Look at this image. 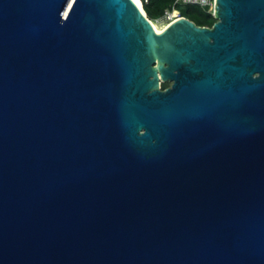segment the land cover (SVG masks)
Instances as JSON below:
<instances>
[{
    "label": "water",
    "instance_id": "95a60500",
    "mask_svg": "<svg viewBox=\"0 0 264 264\" xmlns=\"http://www.w3.org/2000/svg\"><path fill=\"white\" fill-rule=\"evenodd\" d=\"M215 15L0 0V264H264V0Z\"/></svg>",
    "mask_w": 264,
    "mask_h": 264
},
{
    "label": "trees",
    "instance_id": "16d2710c",
    "mask_svg": "<svg viewBox=\"0 0 264 264\" xmlns=\"http://www.w3.org/2000/svg\"><path fill=\"white\" fill-rule=\"evenodd\" d=\"M171 0H150L148 2V7L145 8L148 16L153 19L162 15L164 10L168 5H170ZM183 15L189 17L194 20L198 25L202 26H212L218 18L214 14V12L210 9H202L200 7H189L181 9ZM170 85L169 81H165L162 83V87L166 88Z\"/></svg>",
    "mask_w": 264,
    "mask_h": 264
},
{
    "label": "built area",
    "instance_id": "2783aa9c",
    "mask_svg": "<svg viewBox=\"0 0 264 264\" xmlns=\"http://www.w3.org/2000/svg\"><path fill=\"white\" fill-rule=\"evenodd\" d=\"M141 1L144 7V5L148 3L150 0H141ZM179 3L209 7L215 14V0H172L170 5H168L166 9L164 10L162 15L157 17L156 20L161 21L163 22V24H165V23L172 22L175 19L185 16L183 15L181 9L178 6ZM151 20L155 22L154 19H151Z\"/></svg>",
    "mask_w": 264,
    "mask_h": 264
},
{
    "label": "rangeland",
    "instance_id": "374dc122",
    "mask_svg": "<svg viewBox=\"0 0 264 264\" xmlns=\"http://www.w3.org/2000/svg\"><path fill=\"white\" fill-rule=\"evenodd\" d=\"M172 1V0H171ZM178 6H179V8L180 9H182V8H189V7H200V8H202V9H207V8H209V7H203V6H200V5H193V4H184V3H179L178 4ZM148 7V3H146L145 5H144V8H147ZM154 20H155V22L158 24V25H163V22H161V21H158V20H156V18L154 17L153 18Z\"/></svg>",
    "mask_w": 264,
    "mask_h": 264
},
{
    "label": "bare ground",
    "instance_id": "6f19581e",
    "mask_svg": "<svg viewBox=\"0 0 264 264\" xmlns=\"http://www.w3.org/2000/svg\"><path fill=\"white\" fill-rule=\"evenodd\" d=\"M136 3L139 5V7L141 8V10L146 14V10L145 8L143 7V4H142V1L141 0H135ZM153 24L155 25V27L159 30V31H162L165 27L168 26V24L170 23H165L163 25H158L156 22L152 21Z\"/></svg>",
    "mask_w": 264,
    "mask_h": 264
},
{
    "label": "flooded vegetation",
    "instance_id": "af4514ba",
    "mask_svg": "<svg viewBox=\"0 0 264 264\" xmlns=\"http://www.w3.org/2000/svg\"><path fill=\"white\" fill-rule=\"evenodd\" d=\"M164 82H165V81H164ZM169 82H170V85H169V86H171V84H172V81H169ZM162 83H163V82H162ZM169 86H168V87H169ZM166 88H167V87H166Z\"/></svg>",
    "mask_w": 264,
    "mask_h": 264
}]
</instances>
